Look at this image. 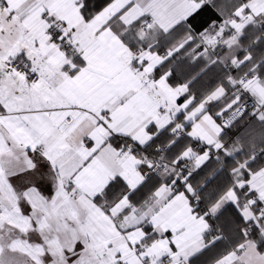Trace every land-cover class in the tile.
I'll return each mask as SVG.
<instances>
[{
  "label": "snow or ice",
  "instance_id": "obj_1",
  "mask_svg": "<svg viewBox=\"0 0 264 264\" xmlns=\"http://www.w3.org/2000/svg\"><path fill=\"white\" fill-rule=\"evenodd\" d=\"M0 264H264V0H0Z\"/></svg>",
  "mask_w": 264,
  "mask_h": 264
}]
</instances>
